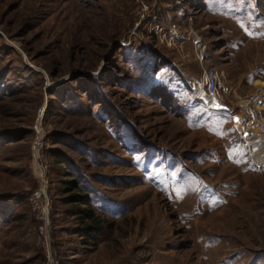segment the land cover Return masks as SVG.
I'll use <instances>...</instances> for the list:
<instances>
[{
    "label": "rangeland",
    "instance_id": "374dc122",
    "mask_svg": "<svg viewBox=\"0 0 264 264\" xmlns=\"http://www.w3.org/2000/svg\"><path fill=\"white\" fill-rule=\"evenodd\" d=\"M211 67L227 110L205 105ZM245 102L264 114V0H0V264H45L40 127L59 264H264Z\"/></svg>",
    "mask_w": 264,
    "mask_h": 264
},
{
    "label": "built area",
    "instance_id": "2783aa9c",
    "mask_svg": "<svg viewBox=\"0 0 264 264\" xmlns=\"http://www.w3.org/2000/svg\"><path fill=\"white\" fill-rule=\"evenodd\" d=\"M226 85L221 74L215 68L205 71L203 96L207 98L205 105L211 110L227 109L225 104ZM247 115L251 122L257 123L261 156H264V114L258 111V106L250 102L246 106ZM46 136L43 129H37V135L32 148V163L38 181L37 188L30 194L28 203L36 223L39 244L43 251L45 264H59L58 253L53 249L51 226L53 205L50 197L49 168L46 151ZM264 164V163H263Z\"/></svg>",
    "mask_w": 264,
    "mask_h": 264
},
{
    "label": "trees",
    "instance_id": "16d2710c",
    "mask_svg": "<svg viewBox=\"0 0 264 264\" xmlns=\"http://www.w3.org/2000/svg\"><path fill=\"white\" fill-rule=\"evenodd\" d=\"M72 186L74 187V189L78 188L77 183H75V182H71L70 183V185H69L70 189H72ZM68 201L70 203H72V204L74 203V204H77V205L80 206V208H78V211L74 215H81V216L84 217V219H87L89 221H92V222L96 223L97 218H96L95 212L92 209L91 203H90V201L88 200L87 197H85V196L79 197L77 195H73L72 197L69 198ZM35 225H36V223H35ZM88 235L90 237H94L93 234H88ZM88 235H87V237H89Z\"/></svg>",
    "mask_w": 264,
    "mask_h": 264
},
{
    "label": "bare ground",
    "instance_id": "6f19581e",
    "mask_svg": "<svg viewBox=\"0 0 264 264\" xmlns=\"http://www.w3.org/2000/svg\"><path fill=\"white\" fill-rule=\"evenodd\" d=\"M199 92H200V90H199ZM201 94V93H200ZM203 98H205L204 96H203ZM247 102H245V107L247 106V104H246ZM223 110H227L226 108L225 109H223Z\"/></svg>",
    "mask_w": 264,
    "mask_h": 264
}]
</instances>
